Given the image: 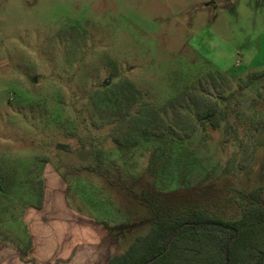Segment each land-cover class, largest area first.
Listing matches in <instances>:
<instances>
[{
	"label": "rangeland",
	"instance_id": "obj_1",
	"mask_svg": "<svg viewBox=\"0 0 264 264\" xmlns=\"http://www.w3.org/2000/svg\"><path fill=\"white\" fill-rule=\"evenodd\" d=\"M186 86L230 125L195 131ZM149 106L171 130L117 145ZM254 189L264 201V0H0L2 259L106 264L147 231L144 194L233 218Z\"/></svg>",
	"mask_w": 264,
	"mask_h": 264
},
{
	"label": "trees",
	"instance_id": "obj_2",
	"mask_svg": "<svg viewBox=\"0 0 264 264\" xmlns=\"http://www.w3.org/2000/svg\"><path fill=\"white\" fill-rule=\"evenodd\" d=\"M175 101L186 109L193 129H200L202 137L208 128L218 127L221 120L230 125L227 108H221L219 98L210 97L200 88L184 87ZM192 110H195L194 116H191ZM161 125L168 132L171 130L157 110L149 106L147 114L131 120L115 142L130 149L157 135ZM59 145L71 150L69 143ZM95 156L98 158L99 154ZM8 177L4 175V182L9 183ZM144 195L151 215L146 221L147 231L137 234L106 264H143L156 256L149 264H264V201L260 189L240 192V214L233 218L214 213L198 200L170 206L163 194ZM170 242V248L165 251Z\"/></svg>",
	"mask_w": 264,
	"mask_h": 264
},
{
	"label": "crops",
	"instance_id": "obj_3",
	"mask_svg": "<svg viewBox=\"0 0 264 264\" xmlns=\"http://www.w3.org/2000/svg\"><path fill=\"white\" fill-rule=\"evenodd\" d=\"M36 228V227H35ZM38 230V229H37ZM39 233V230H38V232H37V234ZM39 236L41 235V234H38ZM44 236L46 235H48V238L47 239H45L44 240V243L43 244H45L46 242H47V245H48V248L50 249H52V250H55V246H56V243L53 241V238L55 237V236H52L53 235V233H52V230H51V233L49 232V234L48 233H46V234H43ZM40 243V241L38 242V243H36V240H35V243H34V246H33V248H32V250L33 249H35V247H36V244H39ZM62 251V249H60V252ZM45 253V252H44ZM3 257H0V264H10L8 261H5V259H2ZM12 264H22V262H21V260H18L17 262H12Z\"/></svg>",
	"mask_w": 264,
	"mask_h": 264
},
{
	"label": "water",
	"instance_id": "obj_4",
	"mask_svg": "<svg viewBox=\"0 0 264 264\" xmlns=\"http://www.w3.org/2000/svg\"><path fill=\"white\" fill-rule=\"evenodd\" d=\"M33 79L36 80V77H34ZM106 83H107V80H104V84H106ZM170 246H171V242L168 244V246H167V248L165 249V251H167V250L170 248ZM157 257H158V256H156V257H154V258H152V259H150V260H147V261L144 262L143 264H149V263H151L152 261H154Z\"/></svg>",
	"mask_w": 264,
	"mask_h": 264
}]
</instances>
